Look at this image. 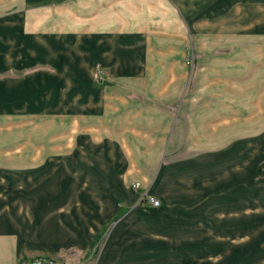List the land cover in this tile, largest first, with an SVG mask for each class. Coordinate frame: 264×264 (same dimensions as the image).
I'll list each match as a JSON object with an SVG mask.
<instances>
[{
  "label": "crops",
  "instance_id": "crops-1",
  "mask_svg": "<svg viewBox=\"0 0 264 264\" xmlns=\"http://www.w3.org/2000/svg\"><path fill=\"white\" fill-rule=\"evenodd\" d=\"M42 36L55 41L43 47L52 63L74 70L19 96L7 123L0 101V264H150L133 250L193 237L177 204L198 188L192 177L204 170L211 188L242 178L245 148L264 146V0H0V72L11 66L1 52L40 51ZM187 46L206 56L193 88ZM223 50L238 57L212 53ZM166 212L162 227L140 217Z\"/></svg>",
  "mask_w": 264,
  "mask_h": 264
},
{
  "label": "rangeland",
  "instance_id": "rangeland-1",
  "mask_svg": "<svg viewBox=\"0 0 264 264\" xmlns=\"http://www.w3.org/2000/svg\"><path fill=\"white\" fill-rule=\"evenodd\" d=\"M41 39L42 42L38 46L45 49L55 42L52 38L47 39L46 36H42ZM62 41L59 40L57 42L62 44ZM261 43L264 48V39ZM247 46H250V44H247ZM44 48L40 51L34 49L31 52L25 49L20 53L12 49L1 52L7 59L9 58L11 64L8 67H6L7 65H1L0 73H5L1 76V79H5L7 92L11 93L16 90L18 93H9L6 97L0 98L1 104L10 103L1 106V115L2 118L3 116L7 118L6 123L8 120H12L13 107L18 104L17 99L19 96L20 99L24 98L22 103L24 100L28 102L31 94H34V96L43 94L46 86L52 84L49 81L51 78L63 74L66 70H68L67 72L70 71L69 74H71L72 70H74L73 67H68L69 70L66 67H62L61 64H53V58L43 51ZM61 51L60 49L59 52L61 53ZM234 52L232 50H223L218 52L213 51L212 53H215V57H218V55L227 56L229 54L230 56L238 57V51ZM205 57V52L197 51L194 54L191 46H187L185 52V65L188 70L187 87H194L196 75L200 74L199 69H201L197 65L203 64L206 59ZM21 58V66H12V63ZM261 60L263 61L261 73H256L255 77L256 79L257 76L260 77L262 92H264V50ZM97 68L92 69L93 78H95L98 72ZM99 69L102 70L101 68ZM30 72L38 73L33 82L15 83L14 79L16 77L29 74ZM46 79H48V82H44ZM97 81L101 83L99 80ZM54 84L56 85V82ZM256 84L258 85V83ZM6 107L8 108L6 109ZM260 119L261 122L258 124L260 128H256L258 131L264 128V116H261ZM22 132L24 133V131ZM261 132H264V130ZM2 137L11 140L15 136L7 133ZM254 147L247 146L245 148L247 152L245 169L246 171L249 170V172L244 173V177L242 176V178L237 174L238 177L234 171L227 174L223 178V181V175L216 176L213 178V188H211V185L208 183L203 187V181H206L208 178H205V173L201 172L204 170L198 171V174H196L197 178L192 177V180L197 182L198 188L191 190V194L184 196L188 197L187 199L189 200H178L177 204L183 207L181 209H190L185 210L190 212V214H187V212L179 213L180 216L185 215L184 217L186 218L182 219L180 217L182 221H179L182 224L189 222V224L194 225L189 231V234L193 235V237L185 236L181 238V241L177 239L176 243H168V245H171L168 249L167 247L162 248L161 242L155 239L142 248H135L133 250L134 257L131 260L137 261L139 257H143L142 260L150 264H160L162 261L173 264H264V146L262 144V146L257 147L256 153H250ZM201 149L204 150V148H198L197 151L200 152ZM255 158L257 159L256 163L253 161ZM215 161H218V158H215ZM220 178L221 180H217ZM216 183L220 184L215 185ZM243 199L245 209L238 211V206L242 208L243 205L242 203L237 205V203L242 202ZM167 213H159V215L142 214L140 217L145 218L149 222L153 221L162 227L165 224L166 218H169L170 213ZM196 215L197 218L194 217ZM183 220H186V222ZM163 228L152 229L160 232ZM165 229L167 231L172 230V228ZM181 232L185 233L184 231ZM104 238L105 235L98 241L97 251H99L100 246L104 243ZM172 246L174 248L179 247L178 250L182 249L179 255L176 250H170ZM178 256H181L180 260Z\"/></svg>",
  "mask_w": 264,
  "mask_h": 264
},
{
  "label": "built area",
  "instance_id": "built-area-1",
  "mask_svg": "<svg viewBox=\"0 0 264 264\" xmlns=\"http://www.w3.org/2000/svg\"><path fill=\"white\" fill-rule=\"evenodd\" d=\"M95 79L96 80H103L104 79V72L102 70L98 69V72L95 75ZM131 188L136 191L140 188V185H139V183H134L131 186ZM141 200L144 201L146 204L153 206V207H158L160 205V202L157 199H155L151 196H147L146 194L141 197ZM29 264H58V263L52 259L40 258V259L30 261Z\"/></svg>",
  "mask_w": 264,
  "mask_h": 264
},
{
  "label": "bare ground",
  "instance_id": "bare-ground-1",
  "mask_svg": "<svg viewBox=\"0 0 264 264\" xmlns=\"http://www.w3.org/2000/svg\"><path fill=\"white\" fill-rule=\"evenodd\" d=\"M168 14H169V13H168ZM168 14H167V15H168ZM169 21H170V20H169Z\"/></svg>",
  "mask_w": 264,
  "mask_h": 264
}]
</instances>
